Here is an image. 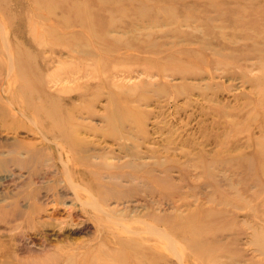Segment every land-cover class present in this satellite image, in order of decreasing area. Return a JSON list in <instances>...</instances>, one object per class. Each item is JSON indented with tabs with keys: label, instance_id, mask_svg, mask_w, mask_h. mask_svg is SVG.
Listing matches in <instances>:
<instances>
[{
	"label": "rangeland",
	"instance_id": "obj_1",
	"mask_svg": "<svg viewBox=\"0 0 264 264\" xmlns=\"http://www.w3.org/2000/svg\"><path fill=\"white\" fill-rule=\"evenodd\" d=\"M0 55V264H121L83 187L135 264H264V0H0Z\"/></svg>",
	"mask_w": 264,
	"mask_h": 264
},
{
	"label": "bare ground",
	"instance_id": "obj_2",
	"mask_svg": "<svg viewBox=\"0 0 264 264\" xmlns=\"http://www.w3.org/2000/svg\"><path fill=\"white\" fill-rule=\"evenodd\" d=\"M209 18V17H208ZM223 28V27H222ZM15 37V36H14ZM5 41H7V40H5ZM38 43V42H37ZM40 44V43H39ZM5 45V44H4ZM16 45V44H15ZM44 52V51H43ZM5 54L7 55V57H9V54H11V52H10V50H9V48L8 47H5ZM45 55V54H44ZM1 56V55H0ZM46 56V55H45ZM3 57V56H2ZM24 57V56H23ZM3 59H4V57H3ZM20 65H19V63H17L16 65H13V63L11 62V64L8 62L7 63V65H6V74H7V76H8V73H12V70H11V68L13 69V70H15V72L16 71H18L20 68ZM217 70V69H216ZM164 72V69H162L161 71H160V73H161V76H163V73ZM1 73V72H0ZM158 73H156V75H157ZM175 74H177V72L176 71H172V72H170L169 74H168V76H174ZM206 78V77H205ZM2 85V84H1ZM1 87V86H0ZM15 87V86H14ZM9 92V91H8ZM19 99V98H18ZM18 104V103H17ZM21 104H18V107L19 108H21ZM28 106V105H27ZM25 107V108H24ZM24 110H26V104H24ZM22 109V108H21ZM14 113V112H13ZM55 114H53V116H54ZM49 117H51V115L50 114H47V118H49ZM34 124V123H33ZM14 125V124H13ZM132 125V128L134 127V125L133 124H131ZM128 126V125H127ZM130 127V126H129ZM14 129V128H13ZM27 129V128H26ZM38 129V128H37ZM30 130V129H29ZM141 131V137L140 138H142L143 140H136V143L135 142H133V146H135V147H138V148H144V140L146 141V143H148V144H154V141L153 140H149V139H146V137H145V139H144V132L142 131V130H140ZM122 135L121 136H119L118 138H114L113 140H126V139H130V137H129V134L131 133V128H130V130L129 129H124V126H122ZM33 133V132H32ZM37 136V135H36ZM41 138H42V136H41ZM55 138L57 139V140H61V142L65 139V140H68V138L69 137H66L65 138V136H63V135H59V136H55ZM40 139V138H39ZM42 140H44L43 138H42ZM53 140V139H52ZM44 141H46V140H44ZM54 141H56V140H54ZM69 141L71 142V140H70V138H69ZM64 143H66V142H64ZM35 144H37V143H35ZM34 144V145H35ZM39 144V143H38ZM51 144V143H50ZM119 144V143H118ZM29 145V144H28ZM131 145V144H130ZM119 146V152H122V154H123V152H125L124 151V148H126L125 147V143H122L121 145L119 144L118 145ZM147 149H148V147H146ZM126 149H128V148H126ZM98 154H101L100 152H98ZM132 156L135 158V162H130V161H126V162H123V163H121V166L122 167H131V168H133V169H136V170H139V169H144V151H141V150H136V151H134L133 153H132ZM101 157V156H100ZM125 158V157H124ZM138 161V162H137ZM90 171V170H89ZM92 172V171H91ZM96 172V171H95ZM69 173V172H68ZM67 173V174H68ZM94 173V172H93ZM97 173V172H96ZM94 174V175H98V174ZM68 178H70V176L68 175ZM71 180V179H70ZM83 187V186H82ZM86 187V186H85ZM90 188H92V187H90ZM93 189V188H92ZM83 191H84V193H86V194H88V196H89V198L90 199H88V203L89 204H97L96 205V209H97V211H99L100 213H103V214H105L106 216H108V217H110V221H112L114 224H115V226H118V227H121L120 228V233L121 234H124L122 237H119V238H117V237H115V236H110V237H108L107 239H106V241L108 242V245H114L113 247H114V250H113V253H110V252H107L108 253V255L106 256V258L108 259V261H111V259L113 260V257L114 256H117V255H119V257L118 258H120L121 259V264H125L126 262L127 263H132V264H135L136 263V259L138 258V257H141V261L142 262H144V240H140V236H144V222H142V223H137L136 224V226H131V225H122L119 221H116L115 219H117V217L115 218V217H113V216H111L109 213H107V209H103L102 207H99V205H98V202L95 200V198L97 199V200H100V201H105V197H106V195H103V188H101L100 189V187H98L96 190L94 189V191L96 192V195L97 196H95V195H92V194H90V192H88V191H86V189L83 187V189H82ZM93 190H91V192H92ZM107 199V198H106ZM27 200V199H26ZM56 200V199H55ZM84 200V199H83ZM27 202V201H26ZM105 203V202H104ZM115 207V206H114ZM58 209V208H57ZM112 209L113 208H111V211H112ZM11 210V209H10ZM30 210H31V212H32V214H33V212H34V208L32 207V209L30 208ZM43 210V209H42ZM111 211H110V213H111ZM41 211H39V213H40ZM55 211L54 212H52V215H51V217L52 218H54V216H55ZM113 213H115V212H113ZM49 214V213H48ZM123 214V213H122ZM22 215V214H21ZM114 215V214H113ZM129 215V214H128ZM35 216V215H34ZM33 216V217H34ZM49 216H50V214H49ZM123 216V215H122ZM37 217L38 218H40L39 217V215H37ZM50 217V218H51ZM133 217V216H132ZM36 218V217H35ZM124 218H125V216H124ZM134 218V217H133ZM41 219V218H40ZM132 219V218H131ZM26 220V219H25ZM30 220V219H29ZM29 220H26L27 222H29ZM116 221V222H115ZM42 223V222H41ZM31 224V223H30ZM113 224V225H114ZM7 245V244H6ZM137 246H138V248H137ZM62 249V248H61ZM101 249V248H100ZM58 250V249H57ZM106 250V249H105ZM102 251V250H101ZM100 251V252H101ZM58 257H56L55 259H56V261H61L62 259H65V260H69V259H71L72 257H73V255L72 254H70V255H68V254H65V252H63V250H62V252L61 251H59L58 250ZM99 252V253H100ZM124 254L123 256H122V253ZM103 253V252H102ZM105 256V255H104ZM94 257V256H93ZM98 257V256H97ZM105 258V257H104ZM117 258V257H116ZM181 261H182V255H181ZM91 259V258H90ZM99 259H101V258H98V260L97 261H99V262H101ZM81 260V259H80ZM86 260V259H85ZM117 260V259H116ZM119 260V259H118ZM90 261V260H89ZM95 261V260H94ZM107 261V260H106ZM120 261V260H119ZM118 261V262H119ZM104 262V261H103ZM81 263H82V261H81ZM91 263V262H90ZM89 263V264H90ZM96 263V262H95ZM111 263V262H110ZM56 264H57V262H56ZM96 264H101V263H96ZM103 264V263H102ZM104 264H108L107 262L106 263H104ZM112 264V263H111Z\"/></svg>",
	"mask_w": 264,
	"mask_h": 264
}]
</instances>
